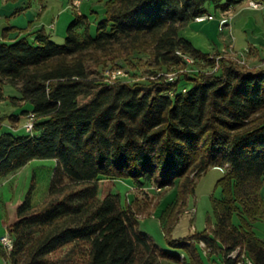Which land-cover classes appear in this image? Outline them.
Listing matches in <instances>:
<instances>
[{"label":"trees","instance_id":"trees-1","mask_svg":"<svg viewBox=\"0 0 264 264\" xmlns=\"http://www.w3.org/2000/svg\"><path fill=\"white\" fill-rule=\"evenodd\" d=\"M235 1L106 0L94 34L87 15L76 12L61 44L43 26L32 38L12 40L7 32L17 28L0 30V81L17 86L36 114L30 134L0 132V176L33 158L56 161L44 201L33 205L30 187L7 224L13 248L0 249L9 264H47L49 254L68 246L80 252V264H206L200 240L222 253L221 264H236L241 251L264 264V239L252 228L264 212V63L210 56L180 33L211 6ZM177 49L194 63L173 80L165 71L114 81L103 74L143 55L155 75L184 66ZM201 61L207 71L197 67ZM6 117L14 116L0 115V123ZM215 165L226 169L217 181L223 193L211 200L210 230L171 236L196 177ZM122 178L160 193L177 181V199L160 220L166 248L139 229L135 211L111 191Z\"/></svg>","mask_w":264,"mask_h":264},{"label":"rangeland","instance_id":"rangeland-1","mask_svg":"<svg viewBox=\"0 0 264 264\" xmlns=\"http://www.w3.org/2000/svg\"><path fill=\"white\" fill-rule=\"evenodd\" d=\"M105 2L106 0H86L84 2L82 8L83 12L88 17L89 31L91 34L95 33L96 22L105 16ZM90 8H92L93 11H90ZM203 27H209V29H207L208 34H212L215 37H217V35H219L220 33V30L217 28V23L212 27L209 26L208 21L202 23H194L187 27L185 26L181 29L180 33L182 36L189 39L196 48H198L202 52H209L211 55H213L216 52L210 51L214 49L215 45L214 43L209 41V35L206 36L203 31ZM64 36L65 34L59 37L53 33L51 35V38L56 43L61 44L64 41ZM248 50L249 48H247L246 50H234L230 40L229 44H227L224 48V53H228L233 57L244 61L247 66L264 63V59L258 56L255 51H250L248 53ZM133 60L134 62H136V64H133L131 60H128V63L120 67L127 71V75L121 77L116 76L114 77V79H112V81L116 79L133 80L138 79V77L140 76H150L152 78H155L163 73V71H165V74L168 72L178 73L179 70L186 68L185 66H175L174 68L170 67L168 70H159L157 72V75H155L151 72L154 69L153 66H151L152 58L143 55V58L141 60ZM134 67H138V69ZM197 67L203 71H207L210 68L202 61L199 62V65ZM134 71H136L137 73L135 74ZM1 88L6 94V100L0 103L1 112H9L13 104H18L15 107L16 113H19L22 109L27 110L30 108L29 102H24L23 104L19 105L21 100L14 97L17 95L18 91L14 85L8 83L4 84L0 82V90ZM22 113L24 114L25 111ZM6 118L7 120H9L8 117ZM13 122L14 121H11L12 126L17 129V127H19V124L15 125ZM6 129L7 128L2 127L1 130ZM15 132L17 134H23L25 131L21 127ZM55 165L56 161L54 158H33L16 170L13 182L9 183L11 186H8L7 190L4 193V196H6V200L12 198V200H8L6 204L9 213H15L17 205L24 199L30 187L31 203L33 205H38L44 201L47 196L49 181ZM225 169L226 168L222 166H210L205 170V172L196 177L193 192L187 195L185 205L183 206L181 213L177 216V218L173 222V226L169 229V233L171 234V236H185L189 233L195 232L196 230L201 231L205 227L208 228L207 231L210 230V225L208 224H212L214 222L211 200L214 198H219L223 193L222 186L217 181L224 174ZM110 189L112 192L118 194L119 202L122 206H129L135 211V215L138 218L139 229L146 233L150 238H152L160 247L166 248V244L164 241V231H166L167 229L166 219H164V222L162 224L160 223V220L163 217V210L171 206L177 199V181L174 185H172L162 193H160V190H157L154 187V184H150L148 186L145 184L141 185L133 182L130 178L114 180V182L111 184ZM259 191L264 205V178L262 180ZM191 206L196 207V211L193 214L183 212V209ZM236 219H238V217L234 215V220L236 221ZM252 228L258 237L264 239V212L261 216L252 221ZM203 248L205 249L206 253L213 252V255L216 256V250H208L204 246ZM242 252L243 251H241L240 255L242 254ZM48 258L49 261L47 262V264H80L82 256L80 252L75 253L70 249V246H68L52 254H49ZM161 263L172 264L165 260H162ZM211 263L213 264L212 261Z\"/></svg>","mask_w":264,"mask_h":264},{"label":"crops","instance_id":"crops-1","mask_svg":"<svg viewBox=\"0 0 264 264\" xmlns=\"http://www.w3.org/2000/svg\"><path fill=\"white\" fill-rule=\"evenodd\" d=\"M85 1L81 2L79 7L75 9L69 6V0H0V30L8 25L17 28L7 32L8 39L12 40L24 35L32 38L33 31L43 26L47 31H50L51 35L54 33L60 37L65 34L66 27L74 18L76 12L79 14H85L82 8ZM226 9L228 11L224 13L223 11ZM16 10L17 12H15ZM90 11H93L92 8H90ZM209 12L214 13V18L202 21H195L193 19L186 25V27L194 23H202L206 21L209 22V26L213 27L217 23V28L220 30L217 37L208 34L207 29H209V27H203L206 36L209 35V41L215 45L214 49L210 52H221L233 57L228 53H224V48L231 40L234 50H246L249 48L247 51L248 53L250 51H255L258 56L264 59V9L249 7L246 4V0H237L223 9L211 6ZM222 16L225 17L224 21H221ZM18 29L26 30L19 32ZM0 82L6 84L3 81ZM15 87L17 88V86ZM0 91V103H2L6 100V94L2 88ZM19 95L20 93L17 91V95L14 97L18 98ZM23 103L24 101L21 100L19 105ZM17 105H12L10 111L7 112L9 114H7L6 111H0V115L2 116H14L13 118H9V120L5 118L0 123V132L3 131L1 130L2 127L7 128L6 130L12 131H16L22 127L24 121L22 112L25 109L16 113L15 107ZM11 121H14L13 123L15 125L19 124V127L15 129L12 126ZM16 170L0 176V235L6 230L7 224L11 223L15 217V213L12 214L8 212L6 205L7 201H11L12 198L6 200L4 193L7 190V187L11 186L9 183L13 182ZM196 245L206 264H212L211 261L213 264L222 263V253L217 251L216 256H214L213 252H210V257H208V253L205 252L202 245H199L198 242ZM0 264H9L4 258L1 249Z\"/></svg>","mask_w":264,"mask_h":264},{"label":"built area","instance_id":"built-area-1","mask_svg":"<svg viewBox=\"0 0 264 264\" xmlns=\"http://www.w3.org/2000/svg\"><path fill=\"white\" fill-rule=\"evenodd\" d=\"M85 0H69V6L72 8L77 9L79 7V5L81 4V2H83ZM246 4L249 7L252 8H257V9H264V0H246ZM223 11V10H222ZM221 11V12H222ZM228 10L226 9L225 11H223L224 13L227 12ZM224 15V14H222ZM214 18V13L212 12H204V13H200L196 16H194V20L195 21H202V20H206V19H212ZM225 17L222 16L221 21H224ZM178 55H180L182 57V59L185 61L184 66L186 68H184V70H188L190 69L189 66L191 64L194 63V58L185 52H182L181 50L177 49L175 51ZM212 56V55H210ZM215 66L213 68L216 67L217 64V59L218 56L215 55ZM235 59H237L239 62H244L242 60H239L238 58L234 57ZM245 63V62H244ZM183 70V69H181ZM103 74L107 77L108 80H112L114 79V77L116 76H126L127 75V71L124 70L123 68L117 67V68H106L103 71ZM177 73L176 72H168L165 74L166 76V80H173L176 77ZM185 87L182 86L180 87V91L184 92L185 91ZM169 94H172V91H169ZM24 116V121L22 123V128L24 129V131L26 133H32L33 132V128H34V122L36 119V114L32 109H28L25 111V113L23 114ZM157 190L160 188L158 186H154ZM196 211V207L195 206H191V207H186L185 209H183L184 213H188V214H193ZM199 245H202V247H206L209 250V247H207L205 245V243L200 240L198 241ZM0 247L1 249L6 253L9 254L11 249L13 248V237L12 235L7 231V229L0 235ZM204 249V248H203ZM205 250V249H204ZM237 253V249L231 250L227 255L234 257ZM241 257L238 258V260L236 261V264H253V262L242 252V254L240 255ZM216 264H221V263H216Z\"/></svg>","mask_w":264,"mask_h":264}]
</instances>
